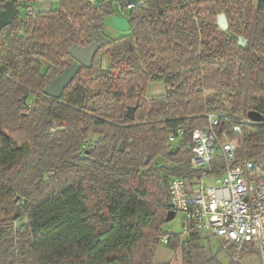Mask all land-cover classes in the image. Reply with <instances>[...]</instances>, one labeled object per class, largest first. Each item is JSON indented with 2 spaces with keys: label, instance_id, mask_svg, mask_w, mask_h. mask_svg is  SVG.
Masks as SVG:
<instances>
[{
  "label": "trees",
  "instance_id": "1",
  "mask_svg": "<svg viewBox=\"0 0 264 264\" xmlns=\"http://www.w3.org/2000/svg\"><path fill=\"white\" fill-rule=\"evenodd\" d=\"M39 1L15 0L20 11L0 30V264H155L162 237L185 264H211L201 233L164 229L170 179L189 173L192 131L212 110L261 113L245 144L264 161V1ZM113 15L130 30L107 32ZM96 40L92 66L61 97L45 94L73 62L69 48ZM156 79L164 94L149 99Z\"/></svg>",
  "mask_w": 264,
  "mask_h": 264
},
{
  "label": "built area",
  "instance_id": "2",
  "mask_svg": "<svg viewBox=\"0 0 264 264\" xmlns=\"http://www.w3.org/2000/svg\"><path fill=\"white\" fill-rule=\"evenodd\" d=\"M206 116L208 125L192 131L189 173L170 179L169 209L181 214L184 233L218 239L230 259L225 264H243L254 254L264 264V161L248 158L245 144L246 127L260 121L245 107L236 117L216 110ZM182 135L178 126L168 142L176 146Z\"/></svg>",
  "mask_w": 264,
  "mask_h": 264
},
{
  "label": "water",
  "instance_id": "3",
  "mask_svg": "<svg viewBox=\"0 0 264 264\" xmlns=\"http://www.w3.org/2000/svg\"><path fill=\"white\" fill-rule=\"evenodd\" d=\"M20 9L15 6V0H7L4 3V7L0 10V30L8 25L19 13ZM114 27L117 30L127 32L130 30L129 21L127 18L119 15L111 16ZM218 23L223 28L228 27V21L225 14L218 15ZM240 42H244L240 39ZM101 46V41L96 40L87 46H81L79 44H73L69 48V54L73 58V62L70 66L66 67L59 75H57L45 88L44 93L53 97H61L64 89L76 76L81 66L91 67L93 59L97 54ZM137 105L131 106L127 109L126 115L130 119H134V112ZM248 116L253 121H261L263 115L259 112L250 111ZM180 149L179 146H172L169 150L170 154H175ZM175 217L174 211L168 212L167 219H173Z\"/></svg>",
  "mask_w": 264,
  "mask_h": 264
},
{
  "label": "rangeland",
  "instance_id": "4",
  "mask_svg": "<svg viewBox=\"0 0 264 264\" xmlns=\"http://www.w3.org/2000/svg\"><path fill=\"white\" fill-rule=\"evenodd\" d=\"M112 24H113L112 19L106 18L105 20L106 29L107 27H110ZM115 30H116L115 35H120L121 32H124L121 30H117L116 28ZM99 59L101 66L106 68L108 65V57L106 55H101ZM164 91H165V87L162 80L156 79L150 83L149 88L146 91V97L149 99H156L161 97V95L164 94ZM30 98L32 101L33 97L31 96ZM163 162L164 160L161 158H158L156 160L157 165H161ZM27 220H28V216L24 215L22 216V218L16 221V225L18 227L23 226ZM183 225H184V221L182 219L181 214H177L173 219H171L165 224L164 229L167 231L183 233ZM186 237L187 235L184 233L183 238ZM201 244L205 247L209 255L212 253V255L215 257L214 261L211 262V264H225L226 262L230 261L229 256L226 253H224L220 248V243L218 239L211 238V240L209 241L207 238H202ZM243 264H260V257L258 254H254L253 256L243 260Z\"/></svg>",
  "mask_w": 264,
  "mask_h": 264
},
{
  "label": "crops",
  "instance_id": "5",
  "mask_svg": "<svg viewBox=\"0 0 264 264\" xmlns=\"http://www.w3.org/2000/svg\"><path fill=\"white\" fill-rule=\"evenodd\" d=\"M58 5L59 0H40L37 7L41 10H51L57 8ZM106 31L112 35H115L116 30L114 24H112L110 27H107ZM154 263L185 264L183 261L182 248L179 247L176 250H173L162 242L155 247Z\"/></svg>",
  "mask_w": 264,
  "mask_h": 264
}]
</instances>
